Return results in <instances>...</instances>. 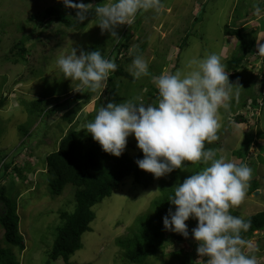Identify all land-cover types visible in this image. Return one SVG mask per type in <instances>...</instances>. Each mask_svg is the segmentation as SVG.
<instances>
[{
  "label": "rangeland",
  "instance_id": "obj_1",
  "mask_svg": "<svg viewBox=\"0 0 264 264\" xmlns=\"http://www.w3.org/2000/svg\"><path fill=\"white\" fill-rule=\"evenodd\" d=\"M58 2L0 0V99L1 96L6 98L4 105L0 107V195L3 194L16 206L19 233L25 245L21 250L19 246L7 244L4 231L0 228V247L9 249L13 260L18 264H64L61 260L51 261L49 253L56 229L62 224L59 213H71L75 206L74 188L71 185L65 186L60 196H52L45 183V158L58 148L69 123L61 118L60 112L54 115L48 112L42 119H32L28 114L29 103L33 97L40 98L49 93L54 94L51 98L56 97V93L60 94L57 95L61 97L59 103H70L73 96L80 92H77V83L65 79L59 71L56 64L58 57L70 53L72 47L77 49L79 55L80 50L86 51L90 47L99 48L105 45L104 53L108 55L118 43L109 33L101 34V29L93 21V15L85 29L80 31L68 28L54 17H46V9ZM83 2L96 7L105 0ZM162 2V13H139L134 24L117 29L119 38L124 39L126 45L119 50L118 68L123 69L126 76L112 73L109 79H113L115 86L107 81L105 88L96 92L84 91L87 96L70 105L71 109L78 107L74 118L76 128L85 129L88 123L87 115L97 114L99 108L106 106L108 102L121 103L131 100L142 101L145 105L155 104L157 101L154 98L145 96L149 85L156 88L153 77L164 72L187 71L190 61L194 58L202 59L217 53L222 56V62L226 65L227 60L235 54L239 42L232 36H224V28L228 25H239L240 31L249 39L255 37L254 54L246 57V72L241 71L236 79L239 83L233 88V100L227 115L225 110H220L219 140L210 144L206 142L205 148L235 162L233 153L240 148L247 134L253 136V142L248 148L249 160L245 164L253 169L251 181L256 184V190L247 192L244 202L230 211L232 215L244 219L262 212L264 150L260 152L257 145H264V138H259L264 136V57L257 54L258 41L259 44H264V18L254 16L253 12L256 6L264 9V0ZM248 12L250 14L247 16ZM69 14L70 12L67 15ZM20 40L26 41L23 60L19 51H11L13 45ZM133 45H137L138 54H142L149 61V75L139 80L133 78L135 83H130L127 76L133 77L129 66L135 54H130L129 49ZM13 60H18V63L14 64ZM64 83L67 87L62 88ZM246 83L248 90L244 89ZM47 95L45 100L49 98ZM154 97L157 98L158 93H155ZM254 98L259 101L257 108L251 106ZM48 100V103L44 102L47 103L44 105L47 109L51 104L55 105L51 99ZM243 103L245 106H242ZM237 117L245 119L246 123L236 120ZM21 128L26 129V132ZM125 150L131 156L140 151L134 136L128 137ZM259 156L262 159L259 160ZM2 161H13L9 165L10 169H13L11 173L9 170L8 174H5ZM202 167L203 164L185 162L181 169L158 179L144 172V186L134 184L130 177L125 178L110 197L104 198L92 208L94 219L89 225L91 231L81 236L82 248L71 256L69 262L123 264L122 252L115 244L116 239L133 231L139 216L150 213L151 203L161 196V187L166 184L175 187ZM176 173H182L183 179L170 182ZM5 211L6 208L0 200V214L4 215ZM186 223L188 231H191L198 222L190 218ZM253 235L255 236L249 240L258 249L255 255L259 264H264V231ZM183 239L182 235L165 230L164 248L149 257L148 264H164V260L170 259L172 251L185 246ZM189 241L195 247H189L186 253L194 264L198 259V244L193 238Z\"/></svg>",
  "mask_w": 264,
  "mask_h": 264
},
{
  "label": "clouds",
  "instance_id": "obj_2",
  "mask_svg": "<svg viewBox=\"0 0 264 264\" xmlns=\"http://www.w3.org/2000/svg\"><path fill=\"white\" fill-rule=\"evenodd\" d=\"M60 2L66 9L75 10V23L83 24L91 14L101 34L107 32L116 41L120 40L117 29L134 24L139 13L164 11L162 0H105L96 7L83 0ZM253 15L264 18V9L256 6ZM258 45L257 55L264 57V44L258 41ZM129 53L135 54L129 66L133 78L148 76L149 61L138 54V46L133 45ZM56 64L65 79L77 82V92L105 88L118 69L114 59L106 58L100 49L80 50L78 55L72 47ZM153 81L158 91L155 104L108 102L86 125L87 133L105 153L115 157L123 154L128 137L134 136L143 154L135 161L137 167L157 179L181 169L185 162L202 163L204 167L174 187L169 202L175 211L170 208L163 217L164 229L188 238L186 221L197 220L191 231L198 244L194 264H259L257 247L242 235L252 227L251 220L230 211L244 202L253 169L205 148L206 142L219 140V113L230 109L236 87L229 82L222 56L212 53L194 58L189 70L164 72ZM9 170L11 173L13 169L9 167L5 174Z\"/></svg>",
  "mask_w": 264,
  "mask_h": 264
},
{
  "label": "trees",
  "instance_id": "obj_3",
  "mask_svg": "<svg viewBox=\"0 0 264 264\" xmlns=\"http://www.w3.org/2000/svg\"><path fill=\"white\" fill-rule=\"evenodd\" d=\"M58 1V4L46 9V17H54L61 23H64L68 28L75 31L85 29V26L93 18L92 15H89L88 20L83 24H77L72 20L76 14L75 10L66 9L63 3H61L60 0ZM69 12L70 14L68 16L67 14ZM249 14V12L246 13L247 16ZM224 36H232L239 42L235 54L226 62V71L229 72V82L233 86H236L239 83L236 79L241 71L246 72L244 65L246 57L250 54H254L255 37L252 36L249 39L248 36L240 31L239 25L235 24L232 26H225ZM23 40L15 43L11 50L19 51L18 53L22 60L26 54V41ZM120 40L121 41H118V43L114 45L113 51L108 55L104 53L106 45L99 48L90 47L86 51L91 52L100 49L106 58L114 59L118 65L119 50L126 46L124 43L125 40ZM12 62L16 64L18 60H13ZM114 73L126 76V73L124 74L123 69L120 68ZM127 78L130 83H135L136 81L133 77L127 76ZM112 81L113 79L111 78L108 80L110 85L115 86ZM263 82L264 77L262 79V84ZM63 86L62 88L67 87L65 83ZM244 86V89L248 90V84L246 83ZM148 88L149 89L145 92V96L154 98L157 101V98L154 97L155 93H158L156 88L152 85H149ZM46 95L40 98L33 97L31 99L28 106V114L32 119L36 117L42 119V116L48 112L52 115L60 112L62 113L61 118L69 123V128L64 131L63 137H61L59 141L58 148L49 153L45 158V183L52 196H60L65 186L71 185L74 188L75 202L73 212L59 213L62 224L56 229L49 253V259L51 261L61 260L64 264H71L69 262L71 256L82 248L81 236L85 232L91 231L89 225L94 219L92 208L96 204H99L104 198L110 197L112 192L121 186L125 178L130 177L133 179L134 184H142L144 186V172L141 171L135 163V161L143 158V154L139 151L136 155L131 156L125 150L120 157L112 156L101 149L100 145L87 133L86 128L83 130H78L76 128L74 118L78 112V107L73 109L69 107L73 102L83 98L85 95L87 96L86 92L83 91L75 94L70 103L69 101L59 103L61 97H57V95L60 96V94L56 93V97L51 98L54 94L49 93L47 95V97H49L48 99H51V101L55 103V105L51 104L49 109L45 108L49 101L48 99L45 100ZM89 96L91 97L90 93ZM262 100H264V97ZM5 101L6 98L1 96L0 107L4 105ZM251 104L253 108H257L259 106V101L257 98H254ZM233 106H235V104H233ZM242 106H245V103H243ZM225 114L227 115V111ZM95 116L96 114L94 113L87 115L88 123L93 121ZM236 120H241L242 123H246L245 119L241 117H237ZM21 129L26 132V129ZM259 138H264V136L261 135ZM253 139V136L247 134L240 148L233 153L237 164H245L248 162V148L253 142ZM257 148L262 152L264 150V145L259 144ZM260 158L259 156L258 159L260 160ZM12 163L13 161L10 163L2 161V167L5 172ZM181 179H183L182 173H176L170 182H172V180L177 181ZM255 185L253 181H250L247 192L251 193L256 190ZM173 191L174 187L168 186V184L161 187V196L151 203L150 213L139 216L135 222L133 231L125 237L116 239L115 244L122 252L123 264H148V258L156 255L160 249L164 248L165 229L163 227V217L168 213L170 208L172 211H175V207L169 202V198L172 196ZM0 200L4 203V207L6 208L5 214H0V228L4 231V240L7 244L19 246V248L23 250L25 245L23 237L19 233L16 206L3 194L0 195ZM245 219L251 220L252 224L250 230L242 234L245 239L249 240L253 238L254 232L264 230V211ZM194 225L197 226V223ZM191 238V235H189L188 238H184L183 242L185 246L182 249L172 251L169 255L170 259L164 260L163 263L193 264L190 255L186 253V249L195 247L192 246L191 241H189ZM12 255L9 249L0 247V264H18L13 260Z\"/></svg>",
  "mask_w": 264,
  "mask_h": 264
},
{
  "label": "water",
  "instance_id": "obj_4",
  "mask_svg": "<svg viewBox=\"0 0 264 264\" xmlns=\"http://www.w3.org/2000/svg\"><path fill=\"white\" fill-rule=\"evenodd\" d=\"M258 193V192H257Z\"/></svg>",
  "mask_w": 264,
  "mask_h": 264
}]
</instances>
